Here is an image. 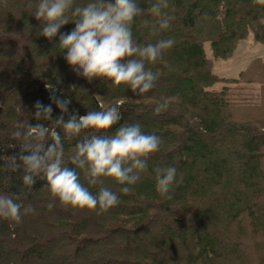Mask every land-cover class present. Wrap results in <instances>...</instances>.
<instances>
[{"label": "trees", "instance_id": "1", "mask_svg": "<svg viewBox=\"0 0 264 264\" xmlns=\"http://www.w3.org/2000/svg\"><path fill=\"white\" fill-rule=\"evenodd\" d=\"M153 2L138 0L134 42H175L146 65L158 76L154 87L135 94L124 85L78 76L64 60L58 37L39 35L40 22L31 14L38 0H0V193L34 209L14 227L0 220V264H264V61L255 58L237 77L219 78L204 50L208 42L212 58L225 59L250 32L264 43V3L168 0L169 28L153 32ZM73 27L68 22L60 31ZM53 94L69 99V114L122 102L120 119L99 135L139 122L142 131L161 139L127 194L112 178H102L119 198L105 213L58 202L49 210L42 176L29 189L22 169L4 166L10 156L19 163L28 154L9 134L17 121L36 122V101L52 103L53 120L61 114L49 99ZM44 123L51 127L53 121ZM56 131L67 160L79 138L64 139L62 129ZM91 134L82 131L81 138ZM50 143L46 137L45 147ZM167 166L182 177L170 199L155 190L154 170ZM79 178L97 191L99 185L88 186L83 172Z\"/></svg>", "mask_w": 264, "mask_h": 264}, {"label": "clouds", "instance_id": "2", "mask_svg": "<svg viewBox=\"0 0 264 264\" xmlns=\"http://www.w3.org/2000/svg\"><path fill=\"white\" fill-rule=\"evenodd\" d=\"M168 7V0L151 3L149 11L156 18L153 32L169 28L173 17L165 11ZM141 11L138 0H85L83 4H75V0H38L31 14L40 22L39 35L49 41L58 37L59 50H66L64 60L78 76L89 82L99 78L103 83L124 85L132 93L143 94L154 87L158 78L146 65L155 63L175 41L161 38L144 45L134 42L132 24ZM68 22H74V27L61 32V26ZM49 99L61 114L53 120L52 103L36 101L32 114L36 122L17 121L9 134L13 141H18L22 152L28 154H21L19 163L16 156H10L4 166L11 171L22 169L23 185L29 189L34 178L42 176L50 196L46 204L49 210L58 202L62 207L95 210L97 214L107 212L119 203V198L116 192L103 186L102 178H112L122 185L119 192L127 194L129 186L146 169L147 157L159 150L160 137L142 131L139 122L121 124L108 135L97 134L120 119L122 102L79 115L75 109L69 114V99L54 94ZM166 106L158 104L154 112L158 114ZM45 121H53L51 127ZM57 127L62 129L64 139L79 138L67 160ZM85 130L93 134L81 138ZM46 137L51 139L47 147ZM78 169L88 186L99 185L95 193L81 183ZM154 171L156 192L161 198L170 199L171 189L182 177L177 176L174 166L157 167ZM33 211L31 204L22 205L14 195L0 193V220L10 222V226L18 225L23 216Z\"/></svg>", "mask_w": 264, "mask_h": 264}, {"label": "rangeland", "instance_id": "3", "mask_svg": "<svg viewBox=\"0 0 264 264\" xmlns=\"http://www.w3.org/2000/svg\"><path fill=\"white\" fill-rule=\"evenodd\" d=\"M204 50L207 58L212 60L211 69L213 74L219 78H235L239 74L240 69L255 58H260L264 61V43L255 41L252 32L246 38L239 40L233 48L231 55L225 59H213L208 42L204 43ZM249 93L251 94V92Z\"/></svg>", "mask_w": 264, "mask_h": 264}, {"label": "crops", "instance_id": "4", "mask_svg": "<svg viewBox=\"0 0 264 264\" xmlns=\"http://www.w3.org/2000/svg\"><path fill=\"white\" fill-rule=\"evenodd\" d=\"M248 64H249V63H247V65H248ZM247 65H245V67H243L242 69H240V71L244 70V69L246 68ZM240 71H239V72H240ZM239 72H238V73H239ZM237 75H238V74H237ZM237 75H236L235 77H237ZM223 78H227V77H223Z\"/></svg>", "mask_w": 264, "mask_h": 264}]
</instances>
